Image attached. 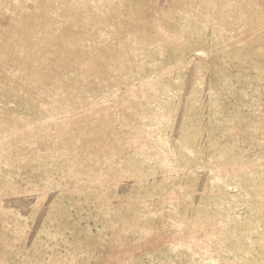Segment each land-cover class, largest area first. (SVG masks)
<instances>
[{"label":"rangeland","instance_id":"374dc122","mask_svg":"<svg viewBox=\"0 0 264 264\" xmlns=\"http://www.w3.org/2000/svg\"><path fill=\"white\" fill-rule=\"evenodd\" d=\"M0 264H264V0H0Z\"/></svg>","mask_w":264,"mask_h":264}]
</instances>
